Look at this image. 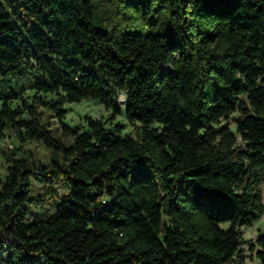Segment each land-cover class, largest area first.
<instances>
[{"label": "trees", "instance_id": "obj_1", "mask_svg": "<svg viewBox=\"0 0 264 264\" xmlns=\"http://www.w3.org/2000/svg\"><path fill=\"white\" fill-rule=\"evenodd\" d=\"M85 97L134 133L63 121ZM7 128L0 264H242L264 207V0H0Z\"/></svg>", "mask_w": 264, "mask_h": 264}, {"label": "rangeland", "instance_id": "obj_2", "mask_svg": "<svg viewBox=\"0 0 264 264\" xmlns=\"http://www.w3.org/2000/svg\"><path fill=\"white\" fill-rule=\"evenodd\" d=\"M33 89H26L24 94H31ZM47 95H50L49 93ZM123 96V97H122ZM242 99H245V94L239 95ZM118 99L121 104L124 101V95L122 92L118 93ZM63 106L67 108V112L65 116L62 118L63 121L71 124V125H80L86 126L85 122L82 118L83 114L88 113L95 117H101L105 120V125L110 126L113 121H120L124 123V127L120 131H115V133L119 136H123L126 133H134L135 127L132 123L128 122L123 113H118L115 115L113 119L108 120V116L110 114V108H106L103 103L99 102L97 99L91 97H85L78 101H63ZM238 112H233L230 117L226 120H222V122H228L230 127L235 130V122L234 119L237 117ZM0 142L9 147H15L18 145L19 141L14 136V133L11 129L7 128L3 131V134L0 137ZM237 144L243 145L244 141L240 138V135L237 133ZM31 146L35 153L42 159H45L48 155V150L44 148L40 143L30 142L28 143ZM6 162L4 157L0 154V170L5 171ZM263 169L261 168L260 171ZM55 186L59 189L60 195H66L67 190L66 186L60 182H56ZM259 189L262 196V202L264 206V181L259 185ZM48 209L47 204H45L41 211L44 212ZM34 218H37V215H34ZM241 231V243L240 247L243 248L246 253L245 260L242 264H261L259 258L256 255V250L260 247L256 239L260 235H264V207L263 210L258 214L257 218L254 219L250 224H243L239 226Z\"/></svg>", "mask_w": 264, "mask_h": 264}, {"label": "bare ground", "instance_id": "obj_3", "mask_svg": "<svg viewBox=\"0 0 264 264\" xmlns=\"http://www.w3.org/2000/svg\"><path fill=\"white\" fill-rule=\"evenodd\" d=\"M123 97V96H122Z\"/></svg>", "mask_w": 264, "mask_h": 264}]
</instances>
